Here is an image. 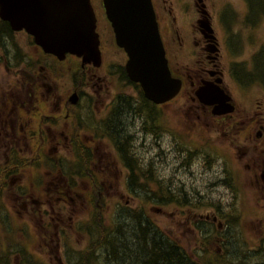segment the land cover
<instances>
[{"label":"rangeland","instance_id":"obj_1","mask_svg":"<svg viewBox=\"0 0 264 264\" xmlns=\"http://www.w3.org/2000/svg\"><path fill=\"white\" fill-rule=\"evenodd\" d=\"M171 1L175 4L173 14H165L176 29L173 42L176 50L171 61L174 60L175 67L179 63L193 67L199 57L191 56L189 44L199 36L195 27L197 15L192 6L188 13H180L176 0ZM205 8V16L210 20L202 27L208 26L206 30L211 34L213 26L216 28L223 47L230 54L229 59L240 63L235 69L242 75V63L260 45L264 46V0H207ZM1 20L0 264H137V257L152 255L151 245H145L142 239L146 235L151 238L154 235L157 241L163 238L165 246L174 243L187 253L191 264H264V199L258 184H248L250 173L241 155L247 139L241 130L237 131L234 120H214L210 111L192 106L188 88L191 78L181 98L160 107L152 103L156 109L150 104L154 111H149L150 107L141 100L145 97L142 89L125 72V51L116 45L108 31L103 39L102 66L94 70L101 82L89 83L82 61L72 59L61 63L43 56L29 34L7 32L6 36L2 33L6 27ZM109 28L112 30L110 24ZM260 54L259 70L250 75L263 82H253L245 89L227 76L225 83L238 104L249 105L252 110L258 108L264 118L262 50ZM223 58L226 60V55ZM41 65L47 67V75L53 77L51 84L58 86L62 98L77 88L82 92V100L77 108L70 109L69 119L74 117L75 109L82 120L78 122L83 123L81 134L87 137L81 143L88 155H95L92 168L103 166L108 182L85 184V191L93 197L91 204L75 196L74 204L79 202L76 205L58 201L54 212L57 220L53 219V223L49 219L51 212L44 213L43 207L24 206L22 188L30 192L36 184L29 181L37 182L35 177L44 170L38 188L51 185L48 182L54 180V174L45 168L48 164L61 163L65 168L69 164L88 166L80 163L82 158L75 157L66 147L68 139L58 148L48 135L50 129L55 130L51 120L56 114L44 113L45 123L40 128L38 123L32 125L33 129L23 124L27 129L36 130L35 142L31 136L23 138L13 134L16 104L29 107L32 99L27 86L15 85L13 79L17 77L11 68L20 66L41 72ZM202 90L205 98L218 91L206 85ZM75 95H71L72 102H76ZM118 96H121L119 100ZM45 109L40 110L34 122ZM63 114L61 117L66 116L64 111ZM103 119L111 123L110 133L121 131V136L128 137V142L122 144L126 159L109 137L107 127H100L96 136L93 134L94 125L99 124L95 123ZM38 131L46 133L51 140L40 137ZM121 141L117 143L121 145ZM12 145L22 157H29L33 165L10 173L5 171ZM36 156L45 167L35 166ZM58 168L60 172L64 170L61 166ZM23 180L24 184L19 183ZM58 185L64 187V184ZM35 197L47 198L41 193ZM139 208L148 215L141 222L145 223L144 228L150 224L141 233L133 216ZM60 226H64L65 233Z\"/></svg>","mask_w":264,"mask_h":264},{"label":"flooded vegetation","instance_id":"obj_2","mask_svg":"<svg viewBox=\"0 0 264 264\" xmlns=\"http://www.w3.org/2000/svg\"><path fill=\"white\" fill-rule=\"evenodd\" d=\"M90 1L97 18V32L99 33L100 36V50L102 53V60H103V47H104L103 39L106 38L107 31L110 33L112 37L114 36V32H113V28L112 30L109 28V24L111 25V23L106 15L104 0H90ZM151 1L153 4V8L155 10L156 19L159 25L160 35L166 51V56L168 58L169 67L171 69L172 76L181 81V88L178 95L174 99H172L171 101L165 104L172 103L176 99L181 98L185 90H187V84H186L187 80L191 78L192 81L188 86V88L191 90V100L193 102L192 106L194 108L199 106L200 108H203V110L210 111L211 117L214 120H223L224 118L230 121L234 120V124L235 125L237 124V128H236L237 131L239 132V130H241V134L243 135V137L247 139L248 143L245 144L244 149L241 151V155L245 159V166L247 167V170L250 173L251 180L248 182V184H258L257 188L258 190H260L261 197L264 199V118L259 115L258 108L256 110H252L251 107H249V105L242 104L241 106L240 104H238L236 99L234 100V98L232 97L233 95L231 91L228 90V86L225 83V79L227 76H229L230 81L233 82L235 85L241 88L243 87L245 89H248L253 84V82H257V83L263 82L260 79L250 74L258 72L260 67L259 64L260 55H261L260 51L262 50V53L264 54V46L260 45L257 51L251 54L250 56L251 58L247 59L245 62L242 63L241 66H243L242 68L243 70H242V75H240L239 70L235 69L236 64H240V63L234 62L233 60L229 59L230 54L223 47V44L221 42V39L219 37L216 28L212 25L214 29L213 30L214 33L211 34L202 27L204 24L207 25V21L210 20L209 17L205 16V12H206L205 7L207 5V0H176L175 3L178 5V10L180 13H188L189 8L192 6L195 14L197 15L196 17L197 25H195V27L197 29V34L199 36H195L193 44H189V46H190L191 56L193 57L194 55L196 56L198 55L199 60L198 59L196 60V64L193 67L187 66L186 64H182V63H179L178 66L175 67L173 58H172L173 61H171V55L174 54L176 50L173 44V42L176 40V36L174 33L176 29H175V25L168 20V16L165 17L166 13H169L171 15L173 14L172 10L175 4L171 0H151ZM218 17L222 19V14L219 13ZM175 19L176 17H173L174 21ZM1 24L5 25L6 27V30H3L2 32L6 34V36H8L7 32L10 33L9 35H11L12 32L22 33L27 35L25 31L13 30L9 22L1 20ZM102 29L104 30L103 33L101 32ZM177 32H179V30ZM32 40H34L33 37ZM37 47L38 49H40V52L42 53L43 56L58 60L54 55L45 53L39 46ZM185 51H186L185 53L189 52L188 49H186ZM225 55H226V60L223 58L225 57ZM72 59H78L82 61V66H83L82 69L84 72H86L85 79L87 80V82L90 83L95 80L101 82L97 74L94 72V70H96V68H100L102 65L95 66L93 62L84 63L81 58L71 54H68L63 62L67 63L69 60ZM261 67L264 68V61H262ZM11 71L17 77L16 79H13L16 82L15 85L17 87L22 86L23 88L27 86L28 93L32 99V103L29 105V107L26 106L24 103H22L21 105H19L18 103L16 104L17 112L14 118V123L16 128H15V133L13 134H15L16 136L18 135L17 137L23 136V138L27 136H31L29 138L33 139L35 142L36 135L34 134V132L36 130L27 129L23 126V124L24 125L26 124L31 129H33L32 125L38 123L40 128L45 123L44 113L56 114L55 116H53L54 118H52L51 120L52 125L55 126V130L51 132L52 130L50 129L48 135L51 136V139L55 142L58 148H61L63 146L62 142L68 139L70 142L66 140L68 142L66 147L69 150L73 151L75 157H79V155L82 154L83 157H79L82 158V161L80 163L85 162L84 164L88 166L84 168L83 165H79L74 162V165L77 164L78 166L76 165V167H73L72 164L71 165L69 164V166L65 168L64 167L65 164L59 163L57 166L55 165L51 166L50 164H48L45 167L44 166L45 164L41 162V160L38 159V157L36 156L35 166L37 168L44 166L45 168L49 169V171L54 174L53 177L54 180L48 182V184L51 185L38 188V184H41L39 181L43 179L44 172L46 170L37 174V176L35 177L38 179L37 182L29 181V184H36V186H34L30 192H27L25 188H22L21 190L23 204L26 208L27 207L35 208L38 206L43 207L44 213L51 212L52 217L49 216V219H51V221L53 219L57 220V217L54 216V212L56 211L55 204L58 201H60L59 204L64 205L65 203H67L68 206L73 205L76 199L83 200L85 204H91L93 201V197L90 193L85 191L87 190L85 184H107L108 183L106 180L107 171L104 169L103 166L97 169L92 168L95 163L94 161L95 155L93 153L88 155L87 154L88 151L81 143V141H83V139L87 137L84 134H81L83 123L78 122V120H81V118H78L79 113L75 109L73 110L74 117L72 119H69V113L71 111L70 109L78 106V104H80L82 100V92L77 88V90H73L71 94H69L65 98H62L61 95L58 93V86L51 84L50 79L53 77L51 75H47L48 69L44 65H41V72L35 71V69H30V68L27 69V67L22 68L20 66L12 67ZM205 85L212 88L213 91L214 89H217L218 91L220 90L223 91L225 95L230 98L229 101H227V105L229 104L233 106L234 108L233 111L224 114L215 113L214 110L216 108H218L219 110H223L225 109L224 107L227 106L223 105L222 100L220 99V94H218V91L216 94H213L214 95V98L212 97L213 99L210 98L209 96L205 98V95L202 90V87ZM75 93H76L75 97L77 96V98H74V101L76 102H72L71 95ZM199 93H201L202 98H204V100L199 98L198 96ZM110 105L112 106V104ZM162 105H157V106L160 107ZM44 108L46 109L38 118V121L34 122L33 119L35 118V116L40 112L41 109ZM63 111L65 112L66 116L61 117L62 115H64ZM23 121H25L26 123H24ZM78 123H80V126ZM95 124H98V125H94L93 127V134H95V136H96V131L99 130L100 127H107L108 135L111 138V140H114L116 138L117 135L116 133H110L111 123L110 124L107 123L106 119H103L101 122H96ZM38 135L45 140H51L46 135V133L44 134L43 132L38 131ZM117 150L119 151V153H121L118 146H117ZM8 152L9 155H7L6 157V166H4V170L7 171L8 173L13 172L19 169L20 167L24 168L28 164H32V162H30L31 160L29 157H25V156L22 157V155H20L19 153L20 151L15 149V145L14 146L12 145V147L8 150ZM49 157H51V154L49 155ZM49 157L47 158L49 159ZM59 166H61L64 169L62 170V172L59 171L60 170L58 168ZM89 167H91L92 170H89ZM23 171L25 172V170ZM24 172H21V174H23ZM52 173L51 175H49L50 177H52ZM23 182L24 180L19 183L24 184ZM52 184L55 185L53 186ZM58 184H64V187L59 186ZM37 193H41V195H46L47 198L45 200L36 198L35 195ZM74 196L76 199H74ZM69 201H71L72 203H70ZM78 203L79 202H75L74 205ZM59 208L63 210L64 207L60 206ZM51 221H50V225H51ZM60 227H62V232L65 233L66 230L64 229V226H60Z\"/></svg>","mask_w":264,"mask_h":264},{"label":"water","instance_id":"obj_3","mask_svg":"<svg viewBox=\"0 0 264 264\" xmlns=\"http://www.w3.org/2000/svg\"><path fill=\"white\" fill-rule=\"evenodd\" d=\"M104 3L116 44L128 55L125 70L130 80L140 84L145 97L155 104L173 99L181 81L171 74L151 0ZM0 18L13 30L25 29L45 52L61 60L70 53L82 57L84 63L101 65L96 16L90 0H0ZM218 94L227 107L215 113L232 112L233 106L226 103L230 98L221 90ZM198 96L204 100L201 93Z\"/></svg>","mask_w":264,"mask_h":264},{"label":"trees","instance_id":"obj_4","mask_svg":"<svg viewBox=\"0 0 264 264\" xmlns=\"http://www.w3.org/2000/svg\"><path fill=\"white\" fill-rule=\"evenodd\" d=\"M118 96L117 100H119ZM129 99V98H128ZM142 101H145V105H147L148 107H150L149 105L152 104L150 101H148L147 99H145V97L141 98ZM129 106H131V104H129ZM153 106V107H152ZM152 108H154V110L156 109L154 107V105L152 104ZM147 108L149 111H154L152 108ZM157 107V106H156ZM143 109H141L140 111H142ZM139 111V112H140ZM152 112H150V115ZM149 115V116H150ZM122 133L121 131L117 132L116 138L114 139L119 150L122 153L123 157L127 158L126 155V151L124 152V149L122 147V144H124L125 142H128V137L125 136H121ZM121 141V145L117 142ZM79 157H83L82 154L79 155ZM85 157V156H84ZM74 167V166H73ZM140 210H138L137 212H135L136 214L133 216H136L137 221H138V228L140 227L141 230L139 231L140 233L143 232V230H148L149 228V223L148 224V228H144L145 223H141L143 218H146L145 214L147 215V213L145 212V214L142 213L141 208H139ZM148 216V215H147ZM147 222H149V220H146ZM140 239V238H139ZM143 241L145 243V245L148 243L150 246V250H152V255L149 256L150 254H148V250H146V255L147 257H137V264H191V260L189 258V256L187 255V253H185L183 250L180 251V249L174 245V243L169 242L168 246L166 245V242L163 240V238H161L160 240H156L155 236L152 235V238L149 236H144ZM113 244V242H111ZM33 264V263H31ZM207 264V263H206ZM218 264V263H216Z\"/></svg>","mask_w":264,"mask_h":264},{"label":"bare ground","instance_id":"obj_5","mask_svg":"<svg viewBox=\"0 0 264 264\" xmlns=\"http://www.w3.org/2000/svg\"><path fill=\"white\" fill-rule=\"evenodd\" d=\"M243 261V260H242ZM243 263H245L246 264V262H243Z\"/></svg>","mask_w":264,"mask_h":264}]
</instances>
